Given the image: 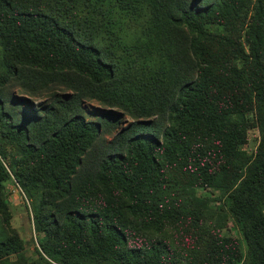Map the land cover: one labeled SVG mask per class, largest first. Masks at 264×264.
Here are the masks:
<instances>
[{
	"label": "trees",
	"instance_id": "16d2710c",
	"mask_svg": "<svg viewBox=\"0 0 264 264\" xmlns=\"http://www.w3.org/2000/svg\"><path fill=\"white\" fill-rule=\"evenodd\" d=\"M12 178L0 264H264V0H0Z\"/></svg>",
	"mask_w": 264,
	"mask_h": 264
},
{
	"label": "rangeland",
	"instance_id": "374dc122",
	"mask_svg": "<svg viewBox=\"0 0 264 264\" xmlns=\"http://www.w3.org/2000/svg\"><path fill=\"white\" fill-rule=\"evenodd\" d=\"M60 97L64 96V93L59 94ZM51 100L49 94L42 95L39 99L35 100V103H49ZM98 103L90 101L84 103V109L90 112H95L98 107ZM110 136L107 135L106 139ZM258 143V132L256 129H250L246 132L243 148L247 152H254ZM10 147H6V159L3 163L8 167L10 155L13 152ZM203 194L208 195L206 190H202ZM31 201L26 199L21 192L19 186L13 180L7 181L3 184L2 190H0V239H3L10 233H15L22 241L21 253L27 260L36 258L33 252L34 247L37 246L34 240V233L32 229V223L29 214V207ZM6 213V214H5ZM7 217V224L4 223L3 218ZM223 228L228 231L232 236L238 237V233L229 220L226 214H221ZM39 235V234H38ZM12 259V258H10ZM10 261V260H9ZM6 261V264L12 262Z\"/></svg>",
	"mask_w": 264,
	"mask_h": 264
},
{
	"label": "built area",
	"instance_id": "2783aa9c",
	"mask_svg": "<svg viewBox=\"0 0 264 264\" xmlns=\"http://www.w3.org/2000/svg\"><path fill=\"white\" fill-rule=\"evenodd\" d=\"M11 180H13V178H12ZM13 181H14V180H13Z\"/></svg>",
	"mask_w": 264,
	"mask_h": 264
}]
</instances>
